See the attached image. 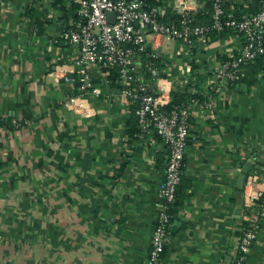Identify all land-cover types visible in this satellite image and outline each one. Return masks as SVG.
Masks as SVG:
<instances>
[{
	"label": "crops",
	"instance_id": "1",
	"mask_svg": "<svg viewBox=\"0 0 264 264\" xmlns=\"http://www.w3.org/2000/svg\"><path fill=\"white\" fill-rule=\"evenodd\" d=\"M75 17L71 0H0V264H147L168 147L152 127L133 133L135 110L96 68L90 115L62 107L77 87L65 70L75 49L61 37ZM239 44L224 33L178 50L162 74H209ZM246 68L253 76L233 85L198 87L160 264L236 256L243 170L264 185V59ZM245 264H264V217Z\"/></svg>",
	"mask_w": 264,
	"mask_h": 264
},
{
	"label": "built area",
	"instance_id": "2",
	"mask_svg": "<svg viewBox=\"0 0 264 264\" xmlns=\"http://www.w3.org/2000/svg\"><path fill=\"white\" fill-rule=\"evenodd\" d=\"M71 1L76 6V17L61 37L75 49L72 65L65 70L75 75L78 85L62 107L90 115L87 98L100 94L94 85V69H114L120 83L119 95L134 105L140 130L145 132L152 127L168 147L165 176L159 189L163 202L146 259L147 264H160L172 219L169 210L182 179L189 118L193 103L198 102V87L205 92L208 88L220 90L233 85L246 77L247 65L264 59V0H259L256 12H243L240 16L226 10L227 0H167L165 5H148L146 0ZM167 8L177 20L163 21ZM200 15H207L208 21H198ZM212 32L237 34L240 44L225 58L213 59L216 62L209 74L186 73L177 81L163 76L157 60L178 50L192 54ZM186 88L190 98L168 108L172 91ZM204 102L210 107V102ZM243 202L247 224L242 228L231 264L246 263L264 217V185L260 187L255 175L246 178Z\"/></svg>",
	"mask_w": 264,
	"mask_h": 264
},
{
	"label": "trees",
	"instance_id": "3",
	"mask_svg": "<svg viewBox=\"0 0 264 264\" xmlns=\"http://www.w3.org/2000/svg\"><path fill=\"white\" fill-rule=\"evenodd\" d=\"M146 3L148 5H165L166 4V3H164V0H146ZM207 4L210 5V1H207ZM229 7H231V9L234 11L235 16H240L241 13H243V12L254 13L259 8V0H255V1H252L251 3H249L248 4V9H245L244 11H242L243 5L236 6L235 4H232V5H229L228 3L225 4L226 10H228V11L231 10ZM197 18H198V21H201V22H207L208 19H209V17L207 15L206 16H201L200 15V16H197ZM172 20H177V16H174L173 14H171L170 9L167 8L166 9V14H165V16L163 18V21L168 23V22H170ZM223 34H224V32H212L209 35V37H207L206 40H209L210 38H212V39L220 38ZM155 63H158V65H160V61L159 60H157ZM253 63H255L258 68H261L262 67V63H263V58H258ZM246 71H247V68H246ZM100 72L105 74L106 79L109 82L110 86L116 85V86L120 87V84L118 82V76H117V71L116 70L101 68ZM246 76H253V74L247 72ZM190 95L191 94H190V92H189V90L187 88L185 90L180 91V92L172 91L171 102H170L168 108H171L173 106L181 105L183 102H186L190 98ZM130 109H131V112L134 111L135 110L134 105H130ZM136 127H139L138 126V122H137V124L135 122L133 123V129H132L133 133L134 132H138V128H136ZM139 130H140V128H139ZM176 195H177V191H176ZM176 195H175L174 203L171 205L170 210H169L171 214H172V212H173V210H174V208L176 206L175 205L176 204ZM246 224H247V222L244 221V225H246Z\"/></svg>",
	"mask_w": 264,
	"mask_h": 264
},
{
	"label": "water",
	"instance_id": "4",
	"mask_svg": "<svg viewBox=\"0 0 264 264\" xmlns=\"http://www.w3.org/2000/svg\"><path fill=\"white\" fill-rule=\"evenodd\" d=\"M109 15H112V18H113L114 14L110 13ZM69 76L73 77V75H69ZM75 81H76V84L78 85V81L77 80ZM247 171L248 169L246 168L243 170V173L241 174V181H240L241 185L245 184Z\"/></svg>",
	"mask_w": 264,
	"mask_h": 264
}]
</instances>
